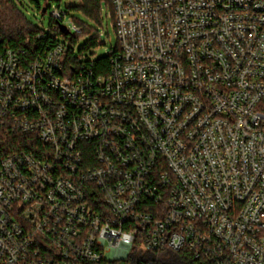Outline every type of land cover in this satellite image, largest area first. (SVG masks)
I'll return each instance as SVG.
<instances>
[{"label":"built area","instance_id":"built-area-1","mask_svg":"<svg viewBox=\"0 0 264 264\" xmlns=\"http://www.w3.org/2000/svg\"><path fill=\"white\" fill-rule=\"evenodd\" d=\"M112 3L105 74L61 5L0 39V129L37 141L0 155V264H264V0Z\"/></svg>","mask_w":264,"mask_h":264},{"label":"trees","instance_id":"trees-1","mask_svg":"<svg viewBox=\"0 0 264 264\" xmlns=\"http://www.w3.org/2000/svg\"><path fill=\"white\" fill-rule=\"evenodd\" d=\"M55 1L58 2V5H61L62 0ZM38 7L40 8L39 5ZM105 7L109 14H111L113 20L115 11L112 0H80L79 4L71 8L83 14L89 21L101 25V23H103L102 15ZM75 23L82 28V33L76 35L89 36L85 45L80 49L81 54L103 43V33L91 26L90 23L81 20H76ZM41 30L42 28L40 26L28 20V17L20 8L18 0H0V39L5 46L19 49L24 47L29 48L35 44L43 46L44 43H54L56 37L55 39L47 37V39L39 40L37 35ZM73 36H75V34L71 35L70 39H72ZM67 38L69 37L67 36ZM72 49V47L69 49L66 58V65L69 71H74L73 69L77 68L78 62V57L75 56ZM110 57L111 54L109 53L107 56L98 59L87 58L86 61L88 65L92 66L96 73L105 74L109 71L111 66ZM91 60L93 62H90ZM33 141L37 144V141L30 135L19 130L7 131L5 129H0V155H6L20 149L34 150L35 144H32ZM168 254L167 257L161 260L162 264H202L200 261L193 259L186 251H169ZM149 257H151V255H149Z\"/></svg>","mask_w":264,"mask_h":264},{"label":"rangeland","instance_id":"rangeland-1","mask_svg":"<svg viewBox=\"0 0 264 264\" xmlns=\"http://www.w3.org/2000/svg\"><path fill=\"white\" fill-rule=\"evenodd\" d=\"M80 0H62L61 1V8L64 11H67L68 14L65 17V23L70 26L72 22H75L76 20L85 21L87 23H90L91 26L98 29L103 33L102 35V44H100L96 48H91L89 51H86L85 53L81 54L80 49L85 45L87 40L89 39V36H79L75 35L71 38L69 35L66 39V43L68 45H71L75 56L78 57V59H98L104 56H107L110 53V49L112 46L117 45L118 39L115 32V28L113 26L112 18L108 12V10L104 9L103 15H102V22L101 25L96 24L92 21H89L86 17L83 16L80 12L75 11L73 8H71L74 5L79 4ZM18 3L20 5V8L22 11L26 14L28 17V20L35 25L40 26L41 28L47 27L50 24V18L52 10L58 5V2L55 0H18ZM40 6V8L38 7ZM47 7V11H44V8ZM105 30V31H104ZM104 31V32H103ZM168 255V252H166L163 256Z\"/></svg>","mask_w":264,"mask_h":264},{"label":"water","instance_id":"water-1","mask_svg":"<svg viewBox=\"0 0 264 264\" xmlns=\"http://www.w3.org/2000/svg\"><path fill=\"white\" fill-rule=\"evenodd\" d=\"M44 11H45V12L47 11V7L44 8Z\"/></svg>","mask_w":264,"mask_h":264}]
</instances>
